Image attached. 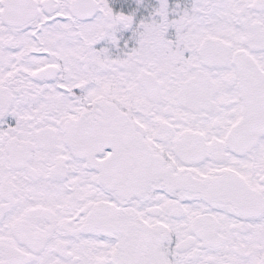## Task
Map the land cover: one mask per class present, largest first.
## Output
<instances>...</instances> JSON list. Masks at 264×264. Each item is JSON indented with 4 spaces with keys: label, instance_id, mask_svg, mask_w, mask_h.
Returning <instances> with one entry per match:
<instances>
[{
    "label": "snow or ice",
    "instance_id": "obj_1",
    "mask_svg": "<svg viewBox=\"0 0 264 264\" xmlns=\"http://www.w3.org/2000/svg\"><path fill=\"white\" fill-rule=\"evenodd\" d=\"M0 264H264V0H0Z\"/></svg>",
    "mask_w": 264,
    "mask_h": 264
}]
</instances>
